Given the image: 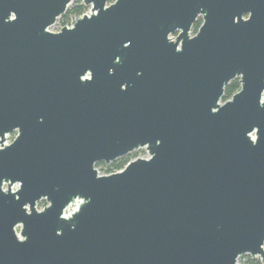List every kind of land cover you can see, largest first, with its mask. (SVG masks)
<instances>
[{"label": "water", "instance_id": "water-1", "mask_svg": "<svg viewBox=\"0 0 264 264\" xmlns=\"http://www.w3.org/2000/svg\"><path fill=\"white\" fill-rule=\"evenodd\" d=\"M72 1L0 0V264L264 261V0Z\"/></svg>", "mask_w": 264, "mask_h": 264}, {"label": "trees", "instance_id": "trees-1", "mask_svg": "<svg viewBox=\"0 0 264 264\" xmlns=\"http://www.w3.org/2000/svg\"><path fill=\"white\" fill-rule=\"evenodd\" d=\"M75 1H77L79 3L75 4L71 7H67L66 11L61 15V17L63 18L62 19L63 22H66L70 18V16L71 17H78L87 8L80 0H75ZM199 24H200V21L196 22L193 25V29L196 30L197 27L199 26ZM239 88H240L239 78L236 77V78L232 79L225 86L224 93L222 96V101L229 99L236 91L239 90ZM131 157H132L131 155L126 154L124 156L117 158L116 160H114L113 162L110 163L109 167L106 169V172H112L114 170H118V169L122 168L130 160ZM98 164H100V163H98ZM38 204H40V205L45 204V201L41 200L38 202ZM243 258H245L249 264H256L258 262L257 259L250 258L247 255L244 256Z\"/></svg>", "mask_w": 264, "mask_h": 264}, {"label": "rangeland", "instance_id": "rangeland-1", "mask_svg": "<svg viewBox=\"0 0 264 264\" xmlns=\"http://www.w3.org/2000/svg\"><path fill=\"white\" fill-rule=\"evenodd\" d=\"M79 2H77V1H72L69 5H68V7H71V6H73V5H75V4H78ZM88 10V8H86L85 9V11H87ZM63 18L60 16V17H58L56 20H55V22L49 27V30H51V31H58L62 26H65V23L69 20V21H73L74 19H75V17H71L70 16V18L66 21V22H63V20H62ZM15 135H16V131H13V132H11L10 134H8L7 136H6V139L8 140V141H11L14 137H15ZM138 154H140V155H142L143 154V151L142 150H139V151H133V152H131L129 155H131L132 157H134L135 155H138ZM113 162V161H112ZM111 163V162H110ZM110 163H104V162H100V164H96L95 165V168L97 169V170H99V172H100V174H107L108 172H106V169L109 167V165H110ZM16 188V186H14L13 187V189H15ZM45 204H46V202H45ZM45 204H42V205H40V204H38L37 203V208L38 209H41ZM264 246V245H263ZM261 261V260H260ZM238 264H243V259L242 258H238ZM262 262V261H261ZM263 263V262H262Z\"/></svg>", "mask_w": 264, "mask_h": 264}, {"label": "built area", "instance_id": "built-area-1", "mask_svg": "<svg viewBox=\"0 0 264 264\" xmlns=\"http://www.w3.org/2000/svg\"><path fill=\"white\" fill-rule=\"evenodd\" d=\"M81 1V0H80ZM82 2V1H81ZM83 3V2H82ZM87 8H88V10L87 11H84L82 14H84V13H86V14H88L89 12H90V7H88V6H86ZM81 14V15H82ZM81 15H79V16H81ZM76 18V17H75ZM75 20V19H74ZM74 20L73 21H69V25L67 24L68 23V21L65 23V26H71L72 24H73V22H74ZM60 30V29H59ZM170 36V38L171 39H174V35H169ZM10 141H8L7 139H6V141H5V143L7 144V143H9ZM139 150H142L143 151V154L142 155H140V154H138V155H135L134 157H131L130 158V160L129 161H131V160H133V159H135V158H138V157H143V158H147V157H149V154H148V152H147V150L145 149V147H140V148H138V149H135V150H133V151H139ZM132 151V152H133ZM131 153V152H130ZM129 153V154H130ZM128 161V162H129ZM127 162V163H128ZM126 163V164H127ZM125 164V165H126ZM124 165V166H125ZM123 166V167H124ZM122 167V168H123ZM122 168H120V169H118V170H114V171H112V172H117V171H120ZM98 171V173L100 174V172H99V170H97ZM112 172H108V173H112ZM107 173V174H108ZM79 202H80V200H78V199H76L73 203H71V204H69L67 207H66V209L64 210V213H63V215L64 216H68L73 210H75L77 207H78V204H79ZM263 248H264V246H263ZM244 256H246V255H241L239 258H242L243 259V264H249L247 261H246V259L245 258H243ZM247 256H249L250 258H253V259H257L258 260V262L256 263V264H264V261L261 259V257H259V256H254V257H252V256H250V255H247ZM263 262H261V261ZM237 261H238V259H237ZM236 261V264H238V262Z\"/></svg>", "mask_w": 264, "mask_h": 264}, {"label": "flooded vegetation", "instance_id": "flooded-vegetation-1", "mask_svg": "<svg viewBox=\"0 0 264 264\" xmlns=\"http://www.w3.org/2000/svg\"><path fill=\"white\" fill-rule=\"evenodd\" d=\"M198 21H200V24H201L202 20H201L200 17H198L197 20L192 24L191 29H190V35H194V34L197 32V30H198L200 24H199V26L197 27L196 30L193 29V25H194L196 22H198ZM177 34H178V31L172 33V35H174L175 37L177 36ZM170 35H171V34H170ZM169 37H170V36H169ZM175 37H174V39H175Z\"/></svg>", "mask_w": 264, "mask_h": 264}]
</instances>
